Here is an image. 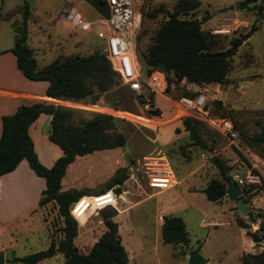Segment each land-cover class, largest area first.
Masks as SVG:
<instances>
[{"label": "rangeland", "instance_id": "1", "mask_svg": "<svg viewBox=\"0 0 264 264\" xmlns=\"http://www.w3.org/2000/svg\"><path fill=\"white\" fill-rule=\"evenodd\" d=\"M63 1L74 4L81 16L88 21L97 16V11L87 0H0V41L12 44L13 27L21 22V10L26 5L27 43L33 48L37 63L50 61L58 54H85L101 50L103 39L97 35L94 24L88 30L71 28L69 22L59 14L58 8ZM173 1L142 0L141 6L146 13L141 18L135 38L137 50H144L157 25L166 15L164 10H157L153 16L148 13L153 8L156 9L158 4H162L164 9H170ZM238 2L239 0H199L195 9L182 14L185 17L201 18L200 27L214 36L212 49L226 47L230 37L242 34L251 25L255 26L230 56L223 82L189 85L190 89L204 88L210 113L221 115L223 111L222 114L232 120L237 132L233 140L200 120V136L211 147L207 153L199 145L192 143L187 131L182 128L180 119L188 114L182 113L179 106L158 93L151 92L150 96L144 88L140 94H136L122 83H116L103 91L94 103L69 100L62 103L86 111L110 112L125 136L121 148L128 157L127 176L120 184L121 194L116 197L113 206L116 213L119 212L116 219L122 226V239L129 251L131 264H187V254L183 253L189 249H197L206 259L204 264H240V255L242 248H247V239L245 231L236 223L235 218H242L248 230L256 229L260 223L264 224V148L259 144L246 145L238 134L239 129L248 134L256 131L254 120L264 117V8L260 12L256 11L255 6L260 0H249L243 6H239ZM229 4L230 7L227 8ZM4 14H7L6 19L1 18ZM187 83L181 78L177 84L173 83L174 87L168 94L175 99ZM214 99L220 100L221 107L215 105ZM164 126H168L166 137L159 141L155 139L154 133ZM235 148L243 157L237 154ZM158 152L164 153L177 179L166 188L173 187L172 214L179 216L184 222L189 237L188 247L161 241L154 228L159 212L154 209L153 198L136 202L143 195L142 188L147 186L140 169L141 157ZM211 153L224 159L228 165L227 174L233 181L235 173L238 177H243L246 167L257 174L258 181L238 184L240 190L241 187L244 190L243 196L246 197L248 210L254 221L246 215L247 209L244 213L239 212L234 199L223 197L209 200L204 196L201 188L209 178L218 176L217 168L208 159ZM91 160L92 157L86 155L79 169L67 172L64 183L71 184L67 188L75 186L72 184H86L90 181L91 185H81L79 188L86 187L94 192L102 186L106 180L102 178L104 172L111 171L114 166H100L105 171L101 177H96L89 172ZM116 168H113V172ZM250 183L253 185L251 188L248 187ZM128 205L131 208L121 212ZM100 208L98 206L86 212L81 222L76 219L78 226L74 242L81 251L88 248L104 228ZM40 210L48 233L54 239L57 238L62 219L57 213L56 205L47 202ZM207 220L221 223L203 224ZM31 228L32 230L15 228L21 234L15 235L12 232L17 243L11 253L21 256L43 247L47 240L45 227L37 221ZM139 237L145 247L142 255L136 254V240ZM257 244L260 243H254ZM257 249L256 246L254 250ZM51 260L57 262L56 257Z\"/></svg>", "mask_w": 264, "mask_h": 264}, {"label": "trees", "instance_id": "2", "mask_svg": "<svg viewBox=\"0 0 264 264\" xmlns=\"http://www.w3.org/2000/svg\"><path fill=\"white\" fill-rule=\"evenodd\" d=\"M87 1L97 13H105L103 0ZM247 1L249 0H239L238 5L243 6ZM198 4L199 0H174L170 9H164L162 4H158L156 9L153 8L148 13L149 16H153L157 10H164L166 15L157 25L151 41L146 44L144 50L139 51L134 46L143 75L158 69L164 73L168 82L174 84L181 78L185 82L195 84L224 81L230 56L255 26L251 25L242 34L230 37L226 47L212 49L214 36L200 27L201 18L182 16L195 9ZM263 8L264 0H260L255 9L260 12ZM145 13L141 6V18ZM27 15L28 10L24 5L21 10V22L13 27V43L10 50L15 55L17 68L24 76L47 81L44 90L46 95L69 101L94 103L103 91L120 83L117 72L111 67L102 50H93L85 54H58L50 61L39 65L26 41ZM1 18H7V14ZM148 93L151 96V92ZM180 94L192 95L193 92L183 87ZM213 101L217 107H221L219 99ZM39 112L50 114L48 138L62 151L50 166H45L38 160L27 132L28 124ZM222 113L223 111L221 115ZM0 123V174L12 169L20 158H25L32 171L44 179V187L40 190L37 204L42 206L47 202L54 203L62 219L57 238L50 236L46 247L21 256H13L12 260L29 264L58 251L63 256V264H128L117 222L113 218L116 209L108 204L113 198L110 191H106L110 189L116 197L120 196V184L127 176V164L118 166L94 192L86 187L63 189L60 183L61 176L74 156L87 154L96 149L120 146L125 142V136L117 128L113 115L105 111H86L61 103L35 100L20 103L12 112L2 114ZM199 123V119L190 115H184L180 119V124L187 131L191 142L204 150L205 148L210 150L211 147L206 145L200 136ZM254 123L257 125L256 131L248 134L239 129L238 134L246 145L259 144L264 148V117L256 118ZM236 152L243 157L239 150L236 149ZM208 159L217 168L218 176L209 178L201 191L207 199L217 200L225 194V185L231 177L227 174L228 165L222 157L211 153ZM252 186L251 183L248 184L249 188ZM243 192L241 187L240 198L245 203L246 197L243 196ZM82 194L95 195L85 197V200L91 201V205L77 217L79 222L83 220L86 212L99 204L104 224V228L86 251L79 250L73 242L77 233V221L69 212L70 204ZM246 215L254 221L248 209ZM161 219V240L187 247L188 235L183 220L174 214H162ZM235 221L245 228V233L251 239L261 241L260 250L241 254L240 264H264V224L260 223L256 229L248 230L242 218L236 217Z\"/></svg>", "mask_w": 264, "mask_h": 264}, {"label": "crops", "instance_id": "3", "mask_svg": "<svg viewBox=\"0 0 264 264\" xmlns=\"http://www.w3.org/2000/svg\"><path fill=\"white\" fill-rule=\"evenodd\" d=\"M70 7L76 8V6L72 4L70 1H63L58 8L59 14L62 16L63 11L67 10ZM27 38H28V34L26 37V41ZM11 45L12 44H5L0 41V116L2 114L12 112L15 109V107L20 103H30L35 100L41 102H53V103H61V104L67 102V100L54 98L45 94L44 90L47 84V81L45 79H30L21 73V71L16 66L15 55L10 50ZM33 51L34 50L32 48V52ZM44 63L41 64L38 63V64L42 65ZM191 84H194L195 86V83H187L186 87L189 88L190 87L189 85ZM49 119H50L49 113L39 112L36 115V117L27 126V132L32 141V146L37 155V158L45 166H50L53 163L54 159L62 153L60 147L48 138V132L50 127ZM116 125L117 128L120 129L117 123ZM0 128H1V123H0ZM167 129L168 126L158 128L159 131L158 132L155 131L154 133L155 139H158L159 141H163L166 137ZM122 145L109 147V148L96 149L87 154L74 156L73 160L67 165L64 174L60 178L61 187L63 189H66L69 185H71V184L65 185L64 183L65 175L70 169H73L74 171H76V169H79V167L82 166L81 165L82 159L86 155H90L92 157L90 163L91 167L89 169V172L95 175L96 177H101L102 172L105 171V169L103 170L100 167L102 165H105V167L114 166L113 168H115L127 164L128 157L126 156V151L122 150L121 148ZM113 168L111 169V171L104 172L105 174L104 177L102 178L106 179L108 176H110L113 172ZM175 181H177L176 178ZM91 183H92L91 181L86 182V184L84 182H79V185L76 184H72V185H75L77 188H79L81 185L89 186L91 185ZM43 187H44L43 177L36 175L32 171V169L28 166L25 158H20L12 169L0 174V249L2 250L3 264L6 263L16 264L17 262H20V261L12 260L13 256H20V255H15L14 253H11L13 252L12 250L14 249L17 243V239L15 236H12V232H14L15 235L21 234L19 231L15 230L16 227H23L26 228L27 230H32L31 227H33V225L38 221L39 224L45 227L46 236H47V240L45 241L43 247L41 248L46 247L47 244L49 243L50 234L48 233L47 226L45 225V222L41 216V210H40L41 206L37 204V199L40 194V190ZM142 191H143V195H141V197H139L136 202L140 203L146 201L149 198L150 199L153 198L154 209L159 212L156 215V219L154 221V226H155L154 228L159 233V237H160V223L162 220L161 215L172 214L173 212V207L171 205V202L173 200L171 197V195L173 194V187L158 188L147 185L146 187L142 188ZM84 195L87 196L93 194H84ZM223 197H227L226 194H224L219 199ZM112 198L113 199L108 203L114 205L116 198L113 195ZM90 205H91V201H89V206ZM244 205L246 206V209H249L246 202L244 203ZM98 206L99 204H96L95 207ZM129 208H131V205L125 206L124 210H122L121 212L123 211L125 212ZM118 213L119 212H117L114 215V219L117 222V229L120 235L121 243L123 244L126 250L128 264H131L129 262L130 259L129 251L126 249L125 243L123 242L122 239V233L120 230L122 226L120 225L119 221L116 219V215ZM219 223H221V221L207 220L203 222V224H219ZM242 229L244 232L245 228L242 227ZM130 231H132V229H130ZM99 233L94 237V240L99 235ZM245 235L247 239V248L246 249L242 248L241 254L244 252H250V251L256 252L260 250L261 241L253 240L250 238L249 235L247 234ZM138 239L139 240H136L137 243L136 254L142 255L144 253L145 247L142 238L139 237ZM74 240L75 238H73V242ZM255 242H258L260 244L254 245ZM188 243H189V237H188ZM188 243H187V247L189 246ZM256 246L258 247V249L254 250ZM87 249L88 248L84 249V251H86ZM187 251L188 250H186V253L183 254L186 255ZM58 253L60 252L57 251L50 256L43 257L29 264H63V256L61 253H60L61 256H59ZM53 257L57 258V262H53L51 260L53 259Z\"/></svg>", "mask_w": 264, "mask_h": 264}, {"label": "built area", "instance_id": "4", "mask_svg": "<svg viewBox=\"0 0 264 264\" xmlns=\"http://www.w3.org/2000/svg\"><path fill=\"white\" fill-rule=\"evenodd\" d=\"M103 2L105 13H97L92 21L84 19L80 12L73 7L64 10L62 16L69 22L71 28L88 30L91 24L96 26L97 35L103 39L101 50L109 60L111 67L117 72L120 83L127 89L136 94H140L142 88L154 94L158 93L179 106L182 113L205 121L233 140L237 132L232 120L225 115L210 113L206 105L204 88L190 89L186 87L193 94H179L174 99L168 94L174 84L167 81L162 71L153 69L146 75L141 73L134 46L140 27L142 0H103ZM140 169L148 186L163 188L171 186L175 182L174 173L163 152L142 155ZM234 181L237 185L244 182H255L258 181V176L246 167L243 177L234 174ZM106 191H110L116 198L110 189ZM87 196L82 194L70 204L69 212L75 219L89 207L90 200H85Z\"/></svg>", "mask_w": 264, "mask_h": 264}, {"label": "water", "instance_id": "5", "mask_svg": "<svg viewBox=\"0 0 264 264\" xmlns=\"http://www.w3.org/2000/svg\"><path fill=\"white\" fill-rule=\"evenodd\" d=\"M31 2L32 0H28ZM230 7V4L227 5V8ZM205 151L207 153L210 152L209 149L205 148ZM224 192L226 196L230 199H234L235 201V206L239 210L240 213H244L246 211V206L242 202L240 198V187L237 185V183L233 180H230L226 183ZM205 258L197 251L194 249H189L187 251V264H203L205 262ZM0 264H3V255H2V250L0 249Z\"/></svg>", "mask_w": 264, "mask_h": 264}]
</instances>
